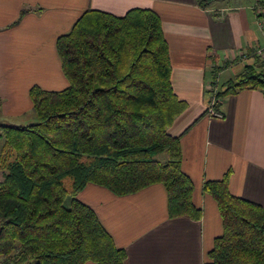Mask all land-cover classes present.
Listing matches in <instances>:
<instances>
[{"label": "trees", "instance_id": "trees-1", "mask_svg": "<svg viewBox=\"0 0 264 264\" xmlns=\"http://www.w3.org/2000/svg\"><path fill=\"white\" fill-rule=\"evenodd\" d=\"M217 1L197 3L209 10ZM56 48L68 86L30 89L35 122H0L3 153L14 157L0 181V264H125V250L78 199L88 184L117 196L162 184L169 218L202 217L180 137L168 131L187 104L173 90L162 20L151 9H88ZM254 61L219 89L217 109L242 90L264 94V61ZM229 177L203 186L223 224L207 264H264V207L231 194Z\"/></svg>", "mask_w": 264, "mask_h": 264}, {"label": "crops", "instance_id": "crops-1", "mask_svg": "<svg viewBox=\"0 0 264 264\" xmlns=\"http://www.w3.org/2000/svg\"><path fill=\"white\" fill-rule=\"evenodd\" d=\"M256 2L219 0L203 10L197 0H0V121L8 124L31 113L33 86L48 91L68 86L56 41L88 9L116 16L151 9L161 17L173 90L187 104L168 131L180 137L182 170L193 182V202L202 217L169 218L162 184L126 196L88 184L78 199L125 250V264H207L223 233L217 202L203 191L208 180L230 173L231 194L264 207V94L242 90L220 107L224 118L206 114L211 81L226 86L264 44ZM214 66L221 67L217 77Z\"/></svg>", "mask_w": 264, "mask_h": 264}, {"label": "rangeland", "instance_id": "rangeland-1", "mask_svg": "<svg viewBox=\"0 0 264 264\" xmlns=\"http://www.w3.org/2000/svg\"><path fill=\"white\" fill-rule=\"evenodd\" d=\"M232 1H234L236 4H240V3H243V4L249 3V4H251V3H255L257 0H232ZM258 9H259V11H261V13H264V6L257 5V10ZM263 22H264V20H263ZM263 28H264V24H263ZM255 53H256V55L258 54L261 57V61H264V44L254 48V51L250 55L251 56L250 58L252 59V61H254ZM244 67H243V69H244ZM221 87L222 86L219 85V83H218V89L217 90L219 91V89H221ZM0 122H2V121H0ZM33 122H35V115H34V112L31 111V113L26 116L25 120L20 121V122L9 123V124H13V125H16V126H26V125H29V124H31ZM3 145H4V138L1 136L0 137V181H2L4 179L5 174L8 172V166H7L8 163H12L13 159H14V157L9 158V160L6 159V157H5L4 153H3Z\"/></svg>", "mask_w": 264, "mask_h": 264}, {"label": "built area", "instance_id": "built-area-1", "mask_svg": "<svg viewBox=\"0 0 264 264\" xmlns=\"http://www.w3.org/2000/svg\"><path fill=\"white\" fill-rule=\"evenodd\" d=\"M217 89H218V81H217V79H214L209 84L210 100H209V103L207 105L206 114H207V116H209L211 118L222 119V118H224V114L221 110L217 109V106H216V97L215 96L218 92Z\"/></svg>", "mask_w": 264, "mask_h": 264}]
</instances>
